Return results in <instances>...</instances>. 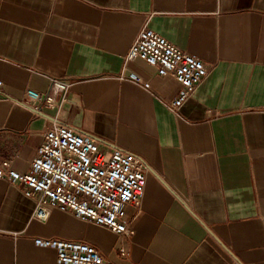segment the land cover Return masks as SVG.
Wrapping results in <instances>:
<instances>
[{"label":"crops","instance_id":"crops-1","mask_svg":"<svg viewBox=\"0 0 264 264\" xmlns=\"http://www.w3.org/2000/svg\"><path fill=\"white\" fill-rule=\"evenodd\" d=\"M144 23L207 67L176 114L165 104L181 85L124 61ZM51 78L70 84L68 101L33 117L26 91ZM0 80V167L27 172L51 123L147 167L124 209L130 237L57 210L38 222L0 178V264H55L34 243L51 236L115 264H264V0H0Z\"/></svg>","mask_w":264,"mask_h":264},{"label":"built area","instance_id":"built-area-1","mask_svg":"<svg viewBox=\"0 0 264 264\" xmlns=\"http://www.w3.org/2000/svg\"><path fill=\"white\" fill-rule=\"evenodd\" d=\"M135 58L155 68L159 76H170L181 85L179 96L165 104L174 114L208 74L203 62L150 29L147 23L137 32L124 61ZM130 80L149 88V83L139 76L133 75ZM69 86L65 80L51 78L43 95L27 90L23 105L33 117L40 116L44 109L58 110L68 101ZM11 163L12 160L2 162L0 178L21 186L23 195L34 201V220L45 223L57 210L116 235L130 237L134 233L127 226L124 209L127 205H139L145 191L147 167L137 155L118 148L103 151L95 139L66 125L51 123L29 170L18 172ZM34 243L53 248L55 264H115L106 260L94 245L81 240L35 237Z\"/></svg>","mask_w":264,"mask_h":264}]
</instances>
